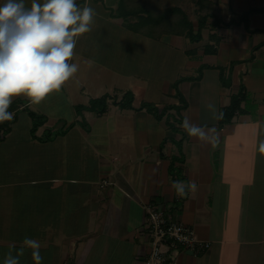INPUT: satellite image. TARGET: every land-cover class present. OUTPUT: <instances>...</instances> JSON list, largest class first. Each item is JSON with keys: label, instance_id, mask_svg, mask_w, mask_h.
Masks as SVG:
<instances>
[{"label": "crops", "instance_id": "0c3cea01", "mask_svg": "<svg viewBox=\"0 0 264 264\" xmlns=\"http://www.w3.org/2000/svg\"><path fill=\"white\" fill-rule=\"evenodd\" d=\"M24 2L30 7L31 0ZM75 2L79 8L87 3L96 15L91 30L75 37L68 63L75 54L77 64L92 62L100 70L118 60L130 67L113 69L106 87L88 84L80 74L39 104L23 94L12 97V102L23 101L9 106L14 116L0 139V264L7 253L16 254L25 237L40 242L41 264H142L150 245L149 205L208 242L197 254L177 249L175 264H264V153L259 150L264 141V0ZM120 2L153 15L181 10L191 33L200 29L199 36L131 31L109 11ZM201 16L205 26L198 29ZM156 26L169 24L161 19ZM205 44L213 50L204 52ZM158 48L160 55L181 51L180 77L193 76L178 83L184 108L169 109L157 119L144 109L119 107L113 93L101 113L81 109L61 120L63 107L87 104L119 84L133 91V107L150 101L141 86L152 81L149 64ZM89 76L96 77L94 72ZM238 92L243 94L239 111L228 121L213 118L205 107L211 104L219 114ZM166 94L172 96L168 89ZM177 100L169 102L178 105ZM28 109L44 117L34 136ZM185 119L205 131L215 128V142L189 136L182 127ZM175 180L195 181L197 190L186 189L179 197ZM20 264H34L31 249H25Z\"/></svg>", "mask_w": 264, "mask_h": 264}, {"label": "clouds", "instance_id": "9594fccd", "mask_svg": "<svg viewBox=\"0 0 264 264\" xmlns=\"http://www.w3.org/2000/svg\"><path fill=\"white\" fill-rule=\"evenodd\" d=\"M95 10L87 3L79 8L75 0H31L26 7L24 0H5L0 5V122L10 121L9 112L13 96L23 94L35 105L78 71L76 63L69 64L76 45L75 37L91 30ZM220 118L213 105L205 106ZM189 136L204 142H215V128L192 124L187 119L182 124ZM264 153V141L259 145ZM176 195L184 197L186 189L197 190L195 181L185 184L172 182ZM31 249L34 264H41V244L25 237L22 246L13 255H5L3 264H20L25 249Z\"/></svg>", "mask_w": 264, "mask_h": 264}, {"label": "trees", "instance_id": "16d2710c", "mask_svg": "<svg viewBox=\"0 0 264 264\" xmlns=\"http://www.w3.org/2000/svg\"><path fill=\"white\" fill-rule=\"evenodd\" d=\"M250 11L251 9L244 11L241 14L240 18H244L245 15ZM117 12L119 13V15L123 16L124 18L132 17L134 19L133 21L123 23L125 28L131 31H134V32H140L150 37H156L160 32H168L172 34H177V33H181L185 31L189 39L195 38L194 40H196L197 37L199 36V31H200L199 28H202L205 26L204 24L205 16H201L200 18L198 17L197 25H198L199 30L195 33V35L192 34L190 31V22L187 20V17L181 13V10H171V8L170 10H164L163 13L161 14L153 15V14H150L146 10H137V9L131 10L127 6H125L124 3L120 2L117 7ZM179 14H181L180 17L178 16ZM172 15H175V17L174 18L171 17ZM161 19L165 21L166 23H168L169 27L159 28L160 26L159 27L156 26L160 23ZM212 50L213 48H211V46H209L208 44L207 45L205 44L203 46L204 52H210ZM192 77L193 76H181L178 78V80L175 81V84H177L178 82L182 80L190 79ZM172 96L178 99V102L180 104L173 105V106L168 105L164 108L162 107L161 110L156 113H153L154 106L152 107L151 105H149L150 103H148L147 101H141L137 107H133L131 105V101L133 98L132 92L128 89L124 91V93L122 94L120 99H118L116 104L121 108H134V109H144L145 108V110H148L155 118L159 119L163 114L167 112V110L172 109V107L177 109L176 110L177 112L179 109L184 108L186 106L185 101L183 100V98L181 97L177 89L174 91V94ZM106 97H108V95L103 94L99 97L90 98L87 104L77 105L78 110H81V109L88 110L89 109V110H94L97 113H101L102 111H104L106 107L105 105ZM242 97H243V94L240 92L232 95L230 97V101L228 105L223 107L220 110L219 114L222 113V116L218 119L222 120L223 122L228 121L232 117L234 112L239 111V102L242 99ZM26 112L30 118V123H31L30 133L32 136H34L33 132L39 125L43 123L44 117H42L41 115L29 109L26 110ZM10 121L0 122V139H2L4 134L9 130ZM37 139L39 141L45 140V138L43 137H38Z\"/></svg>", "mask_w": 264, "mask_h": 264}, {"label": "rangeland", "instance_id": "374dc122", "mask_svg": "<svg viewBox=\"0 0 264 264\" xmlns=\"http://www.w3.org/2000/svg\"><path fill=\"white\" fill-rule=\"evenodd\" d=\"M109 11H111V15H115V17H116L115 19H119V21H123V23L131 21L129 17L124 18L123 16L119 15L117 10L116 11L109 10ZM74 57H75V54H74ZM74 57L72 59V63H76V61L74 60ZM183 60H184V57H183L181 51H175V49H170L169 53H161V55H160V51L158 48L155 50L154 54L152 55L151 62L149 64L150 69L148 72V75H152V81L149 84H145L144 86H141V88H146V90H147L146 97L148 99H150V101H147V102L150 103L149 105H151L152 107L154 106L153 107V113L160 111L162 107L164 108L168 105H171V106L177 105V104H174L172 102H169L170 99H173L175 97L169 96L168 94H166V91L168 89V91L171 92L173 95L174 91L176 89L178 90V83L179 82L177 84H175V81L178 80V78L180 77V74L182 73L181 72L182 68L180 66H182ZM119 62H120L119 60L116 61L114 64L106 62L105 64H103L106 69L103 68V70H100L99 68H93L94 64L92 62H89L85 65L76 63L78 65V71L76 73H74L73 76L83 74L86 78V81H85L86 83L87 82H88V84L89 83H94V84H102L103 83L105 86L106 83H108V84H109V82L112 83L111 77H112L113 69L118 70L119 68L125 69V68L130 67V63L119 64ZM111 67H113L112 71L110 70ZM91 72H94L96 77L93 78V77L89 76ZM72 87H75V86L73 85ZM125 90H126V87H124L123 84H119L114 88V91L113 90L112 91L107 90L105 92L108 95V98L110 97V99L114 98L113 93H116L119 97H117V96H115V97L117 99L118 98L120 99V97L122 96V94L124 93ZM130 91L133 92L132 90H130ZM75 94H73V96H75ZM135 94H136V92H135ZM73 96H72V98H73ZM16 97L20 98V95H18ZM132 97H133V94H132ZM166 97H170V99L166 98ZM22 101H23L22 99L21 100L16 99L15 102H11L10 106L12 107L13 105H17L18 103H16V102L21 103ZM172 109H174L175 112L177 110L174 107H172ZM144 110H145V108H144ZM80 111L82 112V110H78V107L74 106V105H73V109L70 107H63L62 110L60 111V113L62 115L61 120H67L68 117H71L73 114H75V112L80 113ZM145 111L148 112L149 114H151L148 110H145ZM49 113H50L51 117H55L57 115V112H49ZM55 122L56 121L51 122L52 126ZM66 129H68V128H59L57 131H63V130L66 131ZM70 134L68 135V137L70 136ZM68 140L70 141L71 139H68Z\"/></svg>", "mask_w": 264, "mask_h": 264}, {"label": "built area", "instance_id": "2783aa9c", "mask_svg": "<svg viewBox=\"0 0 264 264\" xmlns=\"http://www.w3.org/2000/svg\"><path fill=\"white\" fill-rule=\"evenodd\" d=\"M146 215L150 245L142 264H175L173 254L177 249L197 254L208 247V242L199 239L192 228L165 217L160 208L149 205Z\"/></svg>", "mask_w": 264, "mask_h": 264}]
</instances>
